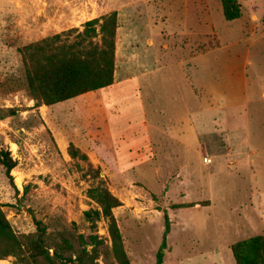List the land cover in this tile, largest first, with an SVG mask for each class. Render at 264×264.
<instances>
[{"label":"rangeland","instance_id":"rangeland-1","mask_svg":"<svg viewBox=\"0 0 264 264\" xmlns=\"http://www.w3.org/2000/svg\"><path fill=\"white\" fill-rule=\"evenodd\" d=\"M235 5L240 17L228 21L222 0H0V116L15 109L0 118V151L16 162L10 175L0 163V204L19 237L42 229L48 246L70 243L65 256L95 250L96 264H119L109 221L93 232L84 219L99 208L88 196L99 183L121 202L114 216L131 264H236L231 245L264 234V0ZM113 12L116 81L141 75L153 48L163 61L184 62L193 92L182 105L171 101L174 87L164 100L144 90L155 121L183 119L185 136L194 113L197 145L188 153L183 145L184 160L161 162L159 145L123 159L105 134L115 109L96 105L101 92L49 113L32 97L20 50ZM64 140L88 144L89 162L73 159Z\"/></svg>","mask_w":264,"mask_h":264},{"label":"trees","instance_id":"trees-1","mask_svg":"<svg viewBox=\"0 0 264 264\" xmlns=\"http://www.w3.org/2000/svg\"><path fill=\"white\" fill-rule=\"evenodd\" d=\"M222 4L228 21L240 17L235 0H222ZM117 29L118 14L113 12L86 22L82 31L74 28L21 49L26 81L36 105H54L113 85ZM72 36L75 37L70 40ZM7 111L8 115L0 116L1 119L15 113V109ZM68 153L73 159L89 162L87 155L73 144ZM0 163L9 175L16 167L11 154L4 150L0 151ZM88 196L99 208L84 212L85 221L95 232L102 218L108 220L116 260L119 264H131L114 216V209L120 207L121 202L104 183L92 187ZM45 235L40 229L38 233L19 237L0 204V260L12 257L14 264H96L95 250L90 254L84 249L73 259V256H65L73 249L69 242L65 241L67 244L63 243L65 246L61 249L50 247ZM96 239L90 236V243L95 245ZM52 248L53 254L50 253ZM165 248L163 244L162 250ZM231 251L236 264H264V234L233 244ZM159 264H162L161 259Z\"/></svg>","mask_w":264,"mask_h":264},{"label":"crops","instance_id":"crops-1","mask_svg":"<svg viewBox=\"0 0 264 264\" xmlns=\"http://www.w3.org/2000/svg\"><path fill=\"white\" fill-rule=\"evenodd\" d=\"M155 50V48L150 49L149 58L147 56V59L144 60L145 69L141 75L119 81L115 80L114 75L113 85L93 91L101 92V101L96 105H100L101 103V106L105 108L107 114L110 108L115 109V115L108 117L111 123L107 124L105 134H107L108 140L113 143V146L115 145V148L119 146L118 148L122 158L129 161L137 157L138 149L141 145H147L146 147L151 151V146L159 145L158 149L160 150L161 162H163V160H184V155L192 151V148L197 145L195 137H197L196 134L198 133L199 126L195 122L194 113L192 114V119L188 116V119H191L192 125L191 130L188 129V134L186 136L183 134V119L174 118V120L168 123H157L155 118L149 114L148 107L154 102V97L146 98L144 90H147V92H161V94L158 95V99L164 100L166 98L165 94L169 92L168 89L174 87V92H177V94L171 97V101L180 105H182L181 96L183 92H193V87L184 70V62L182 60L177 63L163 61V58H159ZM179 75H181V78ZM179 80H183V83L180 84ZM71 100L73 99L49 105V108L47 105H44V107L48 108L49 113L52 112L51 110L54 109V107L66 104ZM123 106H125V108H123ZM227 108L228 106L225 105V109ZM129 109H134L132 115L136 114L137 117L133 119L130 118L132 115H126L128 119L122 121L121 114H127ZM81 111H83V109ZM168 111L169 109L164 108V110L159 111V115L164 118ZM131 119L133 120L131 121ZM227 132L230 134L231 130H227ZM71 142L64 140L63 148L67 150ZM123 144L129 145L125 148ZM184 144H187L186 153L183 149ZM75 145L80 151H83H81L83 154L86 153L85 155H87L89 161V158H91L89 145L81 142H75ZM174 146L176 147L174 148ZM178 146H181V148L178 149ZM115 152L117 153L116 149ZM179 155L181 156L179 157ZM199 206L200 205L196 203V205L191 208H198ZM211 207L212 203L211 205L202 206V208L207 209ZM0 264L13 263L9 262L7 258L0 260Z\"/></svg>","mask_w":264,"mask_h":264},{"label":"built area","instance_id":"built-area-1","mask_svg":"<svg viewBox=\"0 0 264 264\" xmlns=\"http://www.w3.org/2000/svg\"><path fill=\"white\" fill-rule=\"evenodd\" d=\"M205 162L206 163H211L212 162V159L211 158H205Z\"/></svg>","mask_w":264,"mask_h":264}]
</instances>
